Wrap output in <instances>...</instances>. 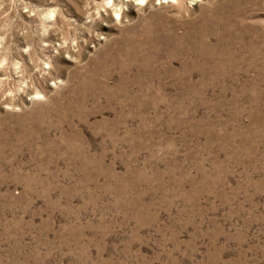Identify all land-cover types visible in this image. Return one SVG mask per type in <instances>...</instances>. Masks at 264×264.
Masks as SVG:
<instances>
[{"label":"rangeland","instance_id":"rangeland-1","mask_svg":"<svg viewBox=\"0 0 264 264\" xmlns=\"http://www.w3.org/2000/svg\"><path fill=\"white\" fill-rule=\"evenodd\" d=\"M0 264H264V0H0Z\"/></svg>","mask_w":264,"mask_h":264}]
</instances>
